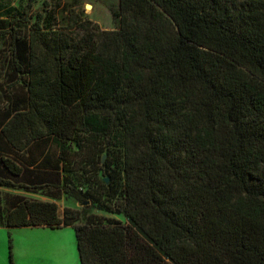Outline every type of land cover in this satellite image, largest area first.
Instances as JSON below:
<instances>
[{"label": "trees", "instance_id": "obj_1", "mask_svg": "<svg viewBox=\"0 0 264 264\" xmlns=\"http://www.w3.org/2000/svg\"><path fill=\"white\" fill-rule=\"evenodd\" d=\"M30 8L0 0L1 163L21 178L54 145L69 173L95 148L110 183L62 190L125 222L18 197L6 226H72L81 264H264V0H119L115 30Z\"/></svg>", "mask_w": 264, "mask_h": 264}, {"label": "rangeland", "instance_id": "obj_2", "mask_svg": "<svg viewBox=\"0 0 264 264\" xmlns=\"http://www.w3.org/2000/svg\"><path fill=\"white\" fill-rule=\"evenodd\" d=\"M5 5L10 8H16L21 12L27 10L29 6L32 20L34 21L37 14L46 17L47 23L57 24L56 18L66 15L67 11L75 9L77 12L83 13L84 17L95 24H98L102 30H115L120 26L119 0H2ZM87 6H91L87 8ZM23 28L22 25H18ZM11 40L8 35H0V86L3 90L6 88L8 81L4 80L3 71L4 58L11 56L10 51ZM6 66V64H5ZM3 82V83H2ZM3 84L5 86H3ZM19 92L18 88L15 89ZM36 147V146H35ZM37 148V147H36ZM75 150H80L74 146ZM41 148H37L38 155ZM57 149L51 145L48 159L33 157L42 161L38 166L44 169H55L54 172H45L42 169L37 171L25 170L24 175L19 178L25 184L38 183L37 189L30 190L21 189L18 194L13 190L0 189L1 203L6 210H9L17 201L16 196H23L38 201L55 202L58 205L60 218H64L67 210H74L79 213L76 224L89 223L90 218L98 216L107 219H117L125 222L122 216H117L101 210L98 205L87 201L78 203L70 198L62 190L64 184L76 187L85 191L91 180L110 183L111 179L100 168V159L105 163H109V159L105 153H100L95 148H84L75 156L76 165L69 173L62 171V166L56 161ZM43 174V175H42ZM54 174V175H53ZM2 175V174H1ZM40 177V178H38ZM106 184V183H105ZM16 199V200H15ZM88 210V212H86ZM12 239V259H10L9 240ZM60 239L66 240L65 245ZM59 240V241H56ZM81 264L78 248L76 244L75 231L72 226L61 227L59 229L49 228H13L8 229L0 227V264Z\"/></svg>", "mask_w": 264, "mask_h": 264}, {"label": "crops", "instance_id": "obj_3", "mask_svg": "<svg viewBox=\"0 0 264 264\" xmlns=\"http://www.w3.org/2000/svg\"><path fill=\"white\" fill-rule=\"evenodd\" d=\"M4 157V158H10L12 160L15 159V156H14V152L12 151V149L10 148L9 144L6 142V140L4 138H2L0 136V175L2 174L4 176V178L6 179H9L11 181H13L15 184L19 185V184H22L23 182L22 181H19V178H15L13 177L9 172H7V170L3 167L2 163H1V158ZM18 160V159H17ZM18 165H20L21 162H17ZM29 169L31 171H37L38 169V166L35 165V166H32V167H29ZM49 173L52 172L51 169L47 170ZM24 173V172H23ZM23 175V174H22ZM22 177V176H21ZM40 178V177H38ZM0 189H8V190H13L14 192L13 193H16L18 194V192L21 190V189H9V188H4V187H0ZM1 195V193H0ZM18 197H23V196H16V199L18 200ZM15 199V200H16ZM0 203H1V199H0ZM3 203H1V208L2 209H5V207L3 206ZM14 204H17V201L14 202ZM14 206V205H13ZM12 206V208H13ZM11 210V209H10ZM1 215H3L1 217ZM6 219H5V214H3L2 212H0V227H4V228H8L6 226V223H5ZM8 229H13V228H8ZM56 241H59V240H56ZM60 241L62 242V244L65 245V249L67 248L66 247V244H67V241L66 240H63V239H60Z\"/></svg>", "mask_w": 264, "mask_h": 264}, {"label": "water", "instance_id": "obj_4", "mask_svg": "<svg viewBox=\"0 0 264 264\" xmlns=\"http://www.w3.org/2000/svg\"><path fill=\"white\" fill-rule=\"evenodd\" d=\"M89 7H91V6H87V8H89Z\"/></svg>", "mask_w": 264, "mask_h": 264}]
</instances>
